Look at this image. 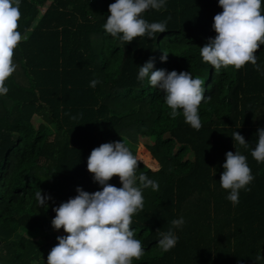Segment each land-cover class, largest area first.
I'll list each match as a JSON object with an SVG mask.
<instances>
[{"label":"trees","instance_id":"1","mask_svg":"<svg viewBox=\"0 0 264 264\" xmlns=\"http://www.w3.org/2000/svg\"><path fill=\"white\" fill-rule=\"evenodd\" d=\"M114 2L21 0L19 30L28 39L15 50L9 91L0 95V264H47L56 238L66 234L53 229V208L74 198L77 187L102 190L87 158L102 143L121 140L140 161L137 177L159 185L153 191L137 179L144 206L131 228L145 254L133 264H264L256 259L264 256V163L251 156L257 129H264V45L256 52L260 71L249 63L217 73L202 61L200 47L216 35L218 0H165L142 18L166 20L167 30L129 44L103 28ZM150 57L153 71H189L204 81L199 130L182 112L172 119L164 94L137 78ZM235 131L247 148L232 140ZM228 151L245 155L254 177L236 205L219 183ZM108 183L122 186L116 176ZM39 190L51 197L47 207L38 205ZM180 218L183 225L173 228ZM169 229L177 243L161 252L157 241ZM20 231L42 236L37 241Z\"/></svg>","mask_w":264,"mask_h":264},{"label":"clouds","instance_id":"2","mask_svg":"<svg viewBox=\"0 0 264 264\" xmlns=\"http://www.w3.org/2000/svg\"><path fill=\"white\" fill-rule=\"evenodd\" d=\"M20 3L21 0H0V95L9 91L6 81L16 70L15 50L21 41L28 39V33L22 34L19 30ZM165 6V0H115L108 6L109 14L103 28L126 44L137 37L152 38L167 30V21L149 23L142 15L149 9L160 10ZM218 6L222 12L213 17L212 24L216 35L200 47L202 61L210 64L217 73L228 67L238 71L249 63L260 71L256 52L264 45L261 0H218ZM167 55L164 53L160 60L166 61ZM153 67L154 57H150L139 67L137 78H147L151 87L164 94L172 119L182 112L185 123L199 130L202 127L199 106L206 100L204 81L193 78L189 71H153ZM97 83L93 80L89 86L95 87ZM257 135L251 156L257 163H264V129H257ZM231 137L239 145L248 147L239 132L235 131ZM138 162L122 140L102 143L92 149L86 167L102 190L89 193L77 187L74 198L53 208V229L62 228L67 235L56 238L58 243L48 253L47 264H133L134 260L144 256L142 243L131 228L133 215L144 206L142 190L136 186L137 179L143 188L153 191H157L159 185L146 174L137 177ZM222 167L220 186L229 193L226 198L236 205L240 190L249 191L247 185L254 179L247 157L238 151H228ZM114 176L119 177L121 187L108 183ZM35 195L39 207H47L51 197L41 190ZM183 223V218L171 221L173 228ZM160 236L157 246L161 252L175 247L178 237L172 229ZM256 259H264V256L258 254Z\"/></svg>","mask_w":264,"mask_h":264},{"label":"rangeland","instance_id":"3","mask_svg":"<svg viewBox=\"0 0 264 264\" xmlns=\"http://www.w3.org/2000/svg\"><path fill=\"white\" fill-rule=\"evenodd\" d=\"M38 122H39V119H38L37 117H35V118L32 120V124H33V126L35 127V126L37 125ZM141 140H143V139H141ZM147 141H148V142H151L150 140H147ZM141 149H142V148H141L140 146H138V147L136 148L137 153H139ZM19 234H20V235H24L25 237H28V238H32V239L37 240V241H39L40 238H41V236H42V235H41L40 233H38V232H35V233H32V234H27V233H25V232L20 231ZM57 234H60V233H57ZM64 235H67V234H63V236H64Z\"/></svg>","mask_w":264,"mask_h":264}]
</instances>
